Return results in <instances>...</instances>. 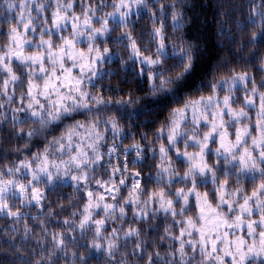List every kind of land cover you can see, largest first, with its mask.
Wrapping results in <instances>:
<instances>
[{
  "label": "clouds",
  "instance_id": "obj_1",
  "mask_svg": "<svg viewBox=\"0 0 264 264\" xmlns=\"http://www.w3.org/2000/svg\"><path fill=\"white\" fill-rule=\"evenodd\" d=\"M0 264H264V0H0Z\"/></svg>",
  "mask_w": 264,
  "mask_h": 264
}]
</instances>
